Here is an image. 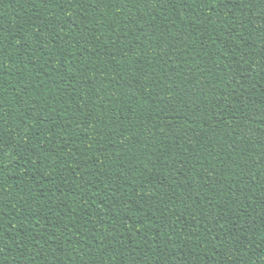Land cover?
I'll list each match as a JSON object with an SVG mask.
<instances>
[{
  "label": "trees",
  "instance_id": "16d2710c",
  "mask_svg": "<svg viewBox=\"0 0 264 264\" xmlns=\"http://www.w3.org/2000/svg\"><path fill=\"white\" fill-rule=\"evenodd\" d=\"M0 264H264V0H0Z\"/></svg>",
  "mask_w": 264,
  "mask_h": 264
}]
</instances>
